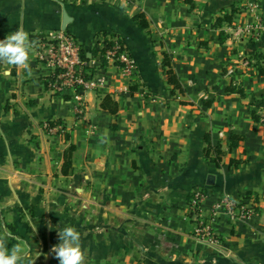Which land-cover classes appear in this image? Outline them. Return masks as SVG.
I'll return each mask as SVG.
<instances>
[{
    "label": "crops",
    "instance_id": "0c3cea01",
    "mask_svg": "<svg viewBox=\"0 0 264 264\" xmlns=\"http://www.w3.org/2000/svg\"><path fill=\"white\" fill-rule=\"evenodd\" d=\"M252 1L264 18V0H0V40L23 29L38 42L31 77L0 65V229L9 247L27 241L35 264H59L51 248L71 225L87 264H264L263 219L220 215L221 243L210 246L195 237L187 209L201 187L206 212L221 195L243 193L264 210V34L244 33ZM226 15L232 22L218 23ZM60 30L82 44L105 87L48 88L54 69L38 52ZM114 36L137 60L134 83L97 59ZM165 53L183 90L172 92ZM230 64L236 75H226ZM235 85L243 94L228 90ZM108 94L117 113L102 106ZM45 122L64 130L50 133ZM207 138L223 151L220 166L205 152Z\"/></svg>",
    "mask_w": 264,
    "mask_h": 264
},
{
    "label": "built area",
    "instance_id": "2783aa9c",
    "mask_svg": "<svg viewBox=\"0 0 264 264\" xmlns=\"http://www.w3.org/2000/svg\"><path fill=\"white\" fill-rule=\"evenodd\" d=\"M253 19L244 33L253 40H259L264 34L263 15L258 2L252 1L248 4ZM101 41L102 48H105L103 56L97 59L107 61L120 69L122 76L131 84L139 76L137 60L131 53L127 42L119 37H111L108 41ZM111 41L112 44H108ZM42 44V43H41ZM83 46L72 35L65 30H60L53 35L50 41L42 45L39 58L45 59L54 69L52 77L47 81L48 88L55 94H64L70 90L80 92L84 89L100 90L105 87V76H97L88 66L86 58L83 56ZM248 60H246L247 64ZM106 67V66H104ZM239 67L230 64L227 67L226 75H236ZM128 88V87H127ZM126 88V89H127ZM74 110L82 114V103H77ZM264 119V117H263ZM44 128L50 133H59L64 130V125L59 122H45ZM209 197L206 189L196 187L191 190L188 196V217L195 225V237L201 242L210 246L221 243V235L217 228V219L220 215H225L230 223L236 220L263 219L264 210L260 199L254 194L243 193L239 195L223 194L211 205L209 212H206L204 205Z\"/></svg>",
    "mask_w": 264,
    "mask_h": 264
},
{
    "label": "clouds",
    "instance_id": "9594fccd",
    "mask_svg": "<svg viewBox=\"0 0 264 264\" xmlns=\"http://www.w3.org/2000/svg\"><path fill=\"white\" fill-rule=\"evenodd\" d=\"M37 43L30 40L29 33L23 29L8 34L0 40V65L23 69L31 77L30 60L35 55ZM101 142H104L103 138ZM57 236L59 242L52 246L51 252L59 264H87L81 235L74 226L65 225L57 231ZM30 247L27 241H19L9 247L6 234L0 229V264H35L37 257L28 255Z\"/></svg>",
    "mask_w": 264,
    "mask_h": 264
},
{
    "label": "trees",
    "instance_id": "16d2710c",
    "mask_svg": "<svg viewBox=\"0 0 264 264\" xmlns=\"http://www.w3.org/2000/svg\"><path fill=\"white\" fill-rule=\"evenodd\" d=\"M136 18V21L138 23V25L143 28V29H147L149 27V21L148 19L146 18V15L144 13H140V14H137L135 16ZM224 21H227V22H232V15H226L223 18H220L218 20V23H223ZM105 41H108V39H105ZM104 41V42H105ZM108 44H112L111 41L108 42ZM107 47V45H105V47L99 49L97 51V56L101 57L103 56L104 54V51H105V48ZM83 56L86 58V53L83 52ZM164 62H163V67H164V71L167 75V81L169 82L170 85L173 86V90L172 92H175L176 90H183V87H182V84H181V81H179L178 79V76L173 68V61H172V58L169 56L168 53H165L164 54ZM103 63L102 65L103 66H106L107 64V61L105 60H102ZM229 91H237L239 93H242L243 94V89L242 88H237V86H230L228 88ZM113 103V104H109V103ZM102 106L103 108L105 109H110L112 112L114 113H117L118 112V109H117V104L115 103V101H112L111 99V96L108 94L104 97L103 99V103H102ZM255 117L258 119V115H255ZM240 140V137L239 136H236L234 135L233 136V140L231 141V144H230V148L232 146H236L238 145V142ZM207 141H208V145H207V148L205 150L206 154L212 159V161H214L218 166L221 165V161H222V153L223 151H221L220 149V146L219 145H212L211 144V141L209 138H207ZM74 150V146L72 145L70 148H69V155L67 153V163H66V166L67 167H70L71 163H72V159H71V154ZM235 164H238L240 161H233ZM64 171H67V168L64 170Z\"/></svg>",
    "mask_w": 264,
    "mask_h": 264
},
{
    "label": "water",
    "instance_id": "95a60500",
    "mask_svg": "<svg viewBox=\"0 0 264 264\" xmlns=\"http://www.w3.org/2000/svg\"><path fill=\"white\" fill-rule=\"evenodd\" d=\"M69 22V17L66 12H64V28L66 27L67 23Z\"/></svg>",
    "mask_w": 264,
    "mask_h": 264
}]
</instances>
